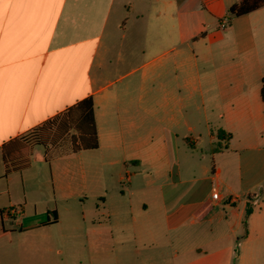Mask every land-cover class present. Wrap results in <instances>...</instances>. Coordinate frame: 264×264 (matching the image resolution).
Segmentation results:
<instances>
[{
    "label": "crops",
    "instance_id": "1",
    "mask_svg": "<svg viewBox=\"0 0 264 264\" xmlns=\"http://www.w3.org/2000/svg\"><path fill=\"white\" fill-rule=\"evenodd\" d=\"M240 1L0 0V236L12 229L5 210L22 217L20 231L50 228L60 219L59 199L84 197L98 169L112 176L132 164L153 171L138 214L147 233L199 243L183 264H223L216 257L223 248L207 247L218 246L225 239L218 233L227 230L228 240L256 233L244 246L263 249L264 7L229 20L228 8ZM87 98L96 150L49 157L40 146L27 147L26 134ZM205 137L213 175L202 166L200 178L186 179L179 156ZM165 168L157 197L154 182ZM209 181L218 189L206 188ZM96 197L100 217H120ZM234 264L264 260L243 256Z\"/></svg>",
    "mask_w": 264,
    "mask_h": 264
},
{
    "label": "rangeland",
    "instance_id": "2",
    "mask_svg": "<svg viewBox=\"0 0 264 264\" xmlns=\"http://www.w3.org/2000/svg\"><path fill=\"white\" fill-rule=\"evenodd\" d=\"M41 138L49 143L52 136L43 134ZM25 142L30 144L27 146L29 147L36 141L30 138ZM207 142L206 137L201 138L199 145L193 148L187 146L186 152L179 156L178 168L186 179L200 178L202 166L209 170L208 177H212L214 161ZM216 147L218 145H214V148ZM40 149L43 147L40 146ZM60 150L58 146L47 147L46 153L49 157H54ZM170 169H162L161 177L155 179L154 193L157 197L160 195L158 187L164 183ZM136 170V166L131 164L120 168L115 175L113 171V175L110 176L109 169H102V171L98 169L96 175L89 181L84 197L57 201L60 219L50 228L30 232L20 231L15 224H22V217L12 216L9 222L11 226L8 224L7 227L12 229L0 236V264H183L188 259L196 257V253L191 248L199 243L193 240L194 236L190 240L175 242L174 232L168 235L166 232L157 233L156 231L152 236L147 233L148 227L142 226V219L138 218V214L141 212L140 205L146 200L143 195L149 183L153 181V178H149L146 174L153 171L145 169L140 173ZM217 185L215 181L212 183L209 181L205 187L212 186L217 190ZM251 194L259 195L258 189L253 190ZM15 195L17 197L21 195L20 189H17ZM98 195L105 197L110 208L111 206L118 208L120 217L111 222L100 217L104 209L98 207L100 203L96 197ZM257 202L260 206V197ZM126 208L129 210L123 211ZM255 211L253 223L257 225L258 207ZM124 212H130V214H124ZM132 216L137 217L136 222L132 221ZM246 223L251 224L250 220L247 221L244 217V231ZM162 233L167 234L170 240L164 242ZM224 233L225 239L220 240L219 247L217 245L207 247L208 252L223 248L216 255L223 264H234L243 256L264 260V248L255 250L244 246L243 241L248 244L255 241L256 233L251 231L250 236L253 238L247 239L243 231L235 232L231 235V240H228V230L218 235L221 236ZM241 242L243 243L238 246L237 243Z\"/></svg>",
    "mask_w": 264,
    "mask_h": 264
},
{
    "label": "trees",
    "instance_id": "3",
    "mask_svg": "<svg viewBox=\"0 0 264 264\" xmlns=\"http://www.w3.org/2000/svg\"><path fill=\"white\" fill-rule=\"evenodd\" d=\"M264 7V0H241L228 8L229 20L247 15L259 8ZM260 90L261 100L264 103V78ZM43 134L51 135V142L41 138ZM31 136V137H30ZM24 140L32 138L35 146L60 148L58 156L76 154L86 150L98 148V136L94 119V106L91 98L84 99L62 113L45 121L26 134ZM47 152V151H46ZM47 154V153H46ZM20 169V168H18ZM11 169L6 166L5 174ZM251 198L246 205L245 217L252 213Z\"/></svg>",
    "mask_w": 264,
    "mask_h": 264
},
{
    "label": "built area",
    "instance_id": "4",
    "mask_svg": "<svg viewBox=\"0 0 264 264\" xmlns=\"http://www.w3.org/2000/svg\"><path fill=\"white\" fill-rule=\"evenodd\" d=\"M227 25H228V19H223L221 24H220V28L224 29ZM212 199L217 200L218 199V194L217 193H213L212 194ZM4 214L6 216H11L12 217L13 215L16 214V211H15V209H7V210L4 211Z\"/></svg>",
    "mask_w": 264,
    "mask_h": 264
}]
</instances>
